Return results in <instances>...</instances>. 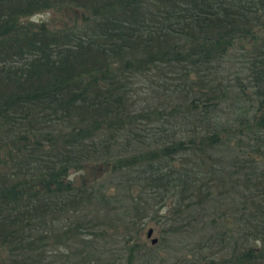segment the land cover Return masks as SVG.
<instances>
[{
  "label": "trees",
  "instance_id": "16d2710c",
  "mask_svg": "<svg viewBox=\"0 0 264 264\" xmlns=\"http://www.w3.org/2000/svg\"><path fill=\"white\" fill-rule=\"evenodd\" d=\"M58 9L73 16L53 29L24 21ZM234 48L252 90L232 84L236 128L219 121ZM89 163L190 223L196 205L236 207L206 264H264V0H0V264H54L51 245L92 230L64 218L107 206L67 180Z\"/></svg>",
  "mask_w": 264,
  "mask_h": 264
},
{
  "label": "rangeland",
  "instance_id": "374dc122",
  "mask_svg": "<svg viewBox=\"0 0 264 264\" xmlns=\"http://www.w3.org/2000/svg\"><path fill=\"white\" fill-rule=\"evenodd\" d=\"M66 13L63 9L50 10L35 14L24 21L44 23L53 29L68 21L66 15L73 16V13ZM240 54L241 52L234 48L224 62L223 70L226 79L224 89L225 91L227 89V97L222 101L221 112L219 111V121L223 125L234 128L237 127L235 126L237 116L235 108L239 103L241 104V99L238 98L237 89H234L232 84H235L237 79L243 87L245 86L248 95L252 93V90L248 88V73L247 69L243 68ZM145 94L147 93L144 92L141 96L142 99L146 97ZM245 104L248 107L250 102ZM246 109L249 110V107ZM237 134L227 135L226 138L229 141L227 145L230 148L223 145L221 153L217 155L219 160H224L221 162L224 163L222 166L224 165L226 170H231L230 161L234 155L228 151L235 149L233 146L237 142ZM120 150L122 151L119 144L118 149L111 151L114 158ZM129 153L130 151H127L125 155ZM87 165L79 172H70L67 180L76 185L85 182L97 186V200L107 202V206L105 208L103 204L91 206L83 213L72 215V218L71 215L64 217H69L70 222H73L77 218L81 221L79 218L83 216V227L91 226L92 230H85L84 233L73 231V234L67 236V240L59 247L53 248L54 250L51 249V245L47 256L54 264H206L213 253L219 251L221 247V241L213 238L227 228L231 231L238 228L239 215L237 212L234 217L230 215L236 207L226 208L224 201L222 205L213 203L211 208L210 204H207L206 210H201L202 205L194 206L191 216H194L196 221L190 223L192 217L188 220L177 215V205H173L175 197L174 199L166 197L165 202L160 205L158 193L147 195L132 191L129 194L128 191L118 187L119 180L116 176H109L110 171L108 169L105 171L104 165L99 163ZM238 190L233 191L232 200L235 205L239 201ZM202 214L205 217H202ZM203 219L204 221L201 222ZM59 220L60 223L54 227L57 232L61 231V226L65 224L64 219ZM149 229L153 231L150 238L147 237ZM152 240H156V243L152 244ZM131 249L134 254L129 260ZM219 258L220 255L217 254L216 262Z\"/></svg>",
  "mask_w": 264,
  "mask_h": 264
},
{
  "label": "water",
  "instance_id": "95a60500",
  "mask_svg": "<svg viewBox=\"0 0 264 264\" xmlns=\"http://www.w3.org/2000/svg\"><path fill=\"white\" fill-rule=\"evenodd\" d=\"M152 233H153L152 229H149L147 232V237L150 238ZM155 243H156V240H152V244H155Z\"/></svg>",
  "mask_w": 264,
  "mask_h": 264
}]
</instances>
